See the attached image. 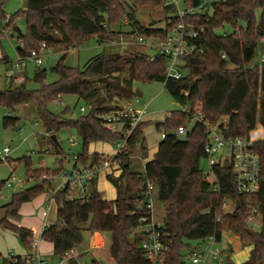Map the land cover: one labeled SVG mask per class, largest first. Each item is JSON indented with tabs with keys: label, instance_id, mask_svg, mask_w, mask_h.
I'll return each instance as SVG.
<instances>
[{
	"label": "trees",
	"instance_id": "1",
	"mask_svg": "<svg viewBox=\"0 0 264 264\" xmlns=\"http://www.w3.org/2000/svg\"><path fill=\"white\" fill-rule=\"evenodd\" d=\"M24 1L26 8L10 17L5 27H9L14 17L24 16L25 33L17 34L22 44V49H17L20 56L28 50L38 51L41 45L47 50L63 52L51 69L57 80L43 84L45 70L37 68L32 81L39 84V88L29 90L26 78L17 86L10 82L8 89L0 91V107L13 111L31 104L45 133L50 136L64 128L75 130L82 143V153L77 155L76 163L83 166L99 164L105 157L97 153L87 156L88 147L95 143L113 145L122 140L121 134L105 130L98 116L118 111L123 104L136 98L132 90L134 82H161L180 107L199 104L203 117L211 124L226 118L227 136L244 138L255 125L264 128V62L257 65L255 61L259 43L264 40V0H226L214 5L210 13L180 21L202 30L197 42L203 53L184 59L185 74L179 80L165 78L164 57L156 56L149 62V56L143 53L125 57L124 53L103 51L82 69L65 66L70 49L92 39L99 45L114 41L125 19L131 28L127 36L134 37L138 32L145 39L163 41L171 28L168 21L174 18H166L163 27H144L136 20V11L137 8L159 6L165 11H174V6H164L162 0ZM193 2L183 0V5ZM2 6L0 0V20L5 19ZM256 11L260 13L258 19ZM225 25L232 28V33L216 35L215 31ZM62 96H75L90 106V110L76 119L66 117L71 112L67 107L59 114L49 112L48 105ZM17 122L18 119L5 117L3 126H15ZM189 122L185 114L176 111L170 112L162 124L156 125L160 134L165 132L167 136L158 143L153 159L144 164L145 175L129 168V157L137 147L141 155L146 153L141 138L147 123L143 121L135 127L127 142V153L120 158V174L106 176L115 189L114 200H105L96 189V183H93L94 191L83 203L69 202L67 193L59 192L56 195V223L40 236L41 240L52 245L53 256L60 260L70 250H81L86 236L99 233L108 239V254L114 264H186L191 244L200 245L211 236L220 243L222 225L226 224L243 247H251L249 258L243 264H264V142L254 146L260 163L257 194H237L227 164L214 168L219 191L209 192L210 185L203 180L200 169L207 138L204 127L194 124L182 139L173 135L178 127ZM61 170L62 165L52 174ZM42 172L26 166V176L32 181ZM145 180L154 186L156 202L163 208L162 230L169 246L162 259L155 262L145 259L139 247L140 239L130 235L142 214L139 203ZM3 187L4 182L0 183V192ZM46 187L35 184L17 192L0 208L6 213L0 227L10 231L26 252L31 231L15 222L21 219V206L43 194ZM224 199L238 202V209L231 214H222L220 208ZM250 200L256 204L257 220L262 226L258 233H250V225L246 223ZM206 210L210 214H204ZM215 215L222 218V224L215 222ZM223 255L224 264H233L229 250L223 251ZM81 256L82 253L78 259ZM3 264L24 263L3 259ZM93 264L101 263L93 261Z\"/></svg>",
	"mask_w": 264,
	"mask_h": 264
},
{
	"label": "rangeland",
	"instance_id": "2",
	"mask_svg": "<svg viewBox=\"0 0 264 264\" xmlns=\"http://www.w3.org/2000/svg\"><path fill=\"white\" fill-rule=\"evenodd\" d=\"M162 1L163 3L176 4L174 11H165L162 9V6L137 8L136 20L140 25L144 27L153 26L155 28L163 27L166 18L175 17L176 11L183 9V0ZM2 2V11L5 19L0 20V55L2 56V59H0V91L8 89L10 82L15 86L19 85L24 81V78L27 80V88L29 90H36L40 85L32 81L33 73L37 69L33 64H27L25 69L10 67V63L15 62L17 59V49L22 47L17 33L13 30L17 28L21 34H24L26 29L25 18L19 15L18 17H14L13 22L8 28L5 26L10 17L24 10L22 8L24 0H2ZM259 15V11H256L255 17L257 19ZM118 31H120V34L114 40L116 42L114 45L103 47L92 39L76 49H70L65 60V66L82 69L91 58L103 51L124 53L125 57H129L133 53H143L148 56L156 54V50L150 48L154 45V41L147 39L145 46H140L136 43L134 37L126 35L131 31L129 25L126 26L122 22V26L118 28ZM231 33L232 28L227 25L215 31V34L218 36ZM62 53L56 50H44L41 52L43 64L39 69L45 70L43 84H50L57 80L56 74L51 69L55 66ZM255 61L257 65L264 62V40L259 43ZM182 73L185 74L184 71ZM132 90L134 93H140L141 97H136L130 102L121 105L122 108L129 105L134 110H141L145 107L146 117L144 122L147 124L143 130L141 143L146 153L145 155H141L139 147H137L136 151L129 157L130 170L135 173H142L143 165L153 159L158 143L161 140L160 132L156 129V122L162 124L165 121L166 113L180 111L181 107L173 101L161 82H134L132 84ZM136 99L138 102H136ZM59 100L71 111L66 116L68 119L78 118L80 116L79 108L86 107V104L75 96H62ZM65 107L51 102L47 109L53 114H59ZM5 117L18 119V122L15 126L4 127L3 119ZM49 136L45 133L36 110L31 104L19 106L13 111L0 107V149L5 147L9 148V153L6 158H0V183L9 181L11 178H14L16 182L22 183L21 187L14 183L11 188H2L0 192V208L5 206L10 201L11 196L17 192L31 188L35 184H43L46 187V183L42 179L43 176L52 174V171L58 169L60 165H62V170L66 172L71 171L74 166V157L82 153V143L76 131L64 128L57 132L54 136L57 139L58 148H55L49 141ZM70 140H73V144H69ZM114 150L115 148L111 144L95 143L88 147L87 156L93 153H99L104 157H109ZM26 166L33 170L40 169L43 172L38 178H34L32 181L26 176ZM200 169L204 172L209 170L208 163L205 159L201 160ZM118 175L119 173H116V176ZM96 187L103 192L106 199H114L116 194L115 189L106 179L105 175L101 174L99 176ZM49 207L50 210L48 209ZM55 212V204L45 202L44 192L35 197L31 202L21 206L19 211L21 219L15 223L20 227L33 228L37 232H40L44 222L52 223L55 221ZM5 214L2 219L5 218ZM154 218L157 222L162 223L163 208L157 202L154 206ZM249 227L252 232L258 233L262 226L260 220H256ZM228 230V226L223 224L222 233L227 234ZM98 235L100 239L96 237L95 233L86 236L87 240H85V243H87V246L85 248L82 247L81 250L79 249L82 256L78 259L77 264H93V261L100 262L101 264H114L108 254L107 237L99 233ZM224 239H230L231 241V248L233 250L232 261L234 264L248 257L249 248L243 247L234 234H231V236L224 235ZM200 246L201 244H191L192 248L190 252L201 249ZM217 247L221 249L222 245L218 244ZM23 249L22 244L10 231L0 227V255L2 258H5L8 252L12 254L22 253L24 252ZM225 249V251H228L229 247ZM190 252L187 254L186 264H190ZM40 253L48 264H69V262L61 261L53 256L52 245L46 241L41 240ZM2 258H0V264H3ZM215 263V261H210V264ZM153 264L164 263L159 262Z\"/></svg>",
	"mask_w": 264,
	"mask_h": 264
},
{
	"label": "built area",
	"instance_id": "3",
	"mask_svg": "<svg viewBox=\"0 0 264 264\" xmlns=\"http://www.w3.org/2000/svg\"><path fill=\"white\" fill-rule=\"evenodd\" d=\"M226 0H194L190 5L184 6L182 10L176 11L174 20H169L171 28L166 33L163 41H154V45L150 48L156 50V54L149 56V62H152L156 56L165 58V78L179 80L183 77L184 59L195 55L202 54L203 48L197 41L199 40L202 30H198L190 23L180 22L186 18L205 15L210 13L212 7ZM164 6H176V4L164 3ZM177 20V21H175ZM123 24L128 26L129 23L125 19ZM134 38L140 46H145L146 40L138 32H135ZM116 44L115 41L105 43L102 46L108 47ZM22 49V47H20ZM47 50L45 45H41L38 51L30 50L24 55L17 56L15 62L10 63L11 68L25 69L27 64H33L39 68L42 64L41 52ZM225 59L224 55H221ZM0 59L2 56L0 55ZM8 62V61H7ZM5 62V63H7ZM10 78V77H9ZM186 95V94H184ZM59 106L65 107L63 102L57 98L53 101ZM136 102L138 100L136 99ZM90 110V106L79 108L80 116L85 115ZM181 113L185 114L190 122L186 126L178 127L173 135L176 138H184L191 130L194 124H199L204 127L207 134L206 143L203 147L204 159L208 163L209 170L202 171L203 180L210 185L211 192H218L217 179L214 173L216 166L229 165L233 175L235 191L240 195H255L259 190V172L260 163L258 156L254 150L257 143L264 142V128L260 125H255L254 128L248 131L247 136L231 137L226 135L228 121L222 118L216 124L208 122L201 113V106L185 105L181 106ZM169 113L165 114L168 117ZM103 121L104 129L112 134H121L122 140L113 144L115 150L109 156L96 165L83 166L76 163L78 157H74V166L70 172L61 170L57 174L43 176V182L47 184L45 189V202L56 204V195L59 192L67 193L66 200L69 202L79 201L83 203L90 194L87 190L89 184L97 182L101 174L116 177V173L120 174V158L127 153V142L135 129V127L143 122L146 117L145 107L141 110H134L129 105L115 112L108 114H100L98 116ZM167 133L160 134L161 139L166 138ZM73 144V140L69 141ZM223 152V153H222ZM9 153V148L0 149V158H6ZM143 175H145V165H143ZM22 186L21 182H16L14 178L4 182V187L11 188L12 184ZM55 184V185H54ZM142 214L138 220V225L130 233L131 236H136L140 239L139 247L144 253L145 259L149 262H155L162 259L164 254L169 250L168 242L165 240L166 235L163 233V224L159 223L154 218V206L156 204V191L154 186L145 180L142 198L140 200ZM230 206V210H229ZM248 214L246 223L252 224L258 219L256 204L253 201H248ZM236 208V202L224 199L221 204L222 214H231ZM204 214H210L206 210ZM215 222L222 224V218L215 215ZM51 224L44 222L40 232L31 230V237L27 240L29 250L22 256H17L8 252L6 260H12L14 263L21 261L24 264H48L40 253L41 234ZM227 234H232L230 230ZM218 242L213 236L207 238L202 244L201 249L191 251L189 253L190 264H210V261H215V264H224L223 251L219 249ZM81 251L73 249L68 251L60 260L72 262L78 261Z\"/></svg>",
	"mask_w": 264,
	"mask_h": 264
},
{
	"label": "crops",
	"instance_id": "4",
	"mask_svg": "<svg viewBox=\"0 0 264 264\" xmlns=\"http://www.w3.org/2000/svg\"><path fill=\"white\" fill-rule=\"evenodd\" d=\"M157 123V125L158 124H161V123H158V122H156ZM97 154H99V153H97ZM96 189H97V187H96ZM98 190V189H97ZM99 192H101V190H98ZM102 194H103V192H101ZM115 196H116V194H115ZM103 197H104V195H103ZM104 199L105 200H108V199H106L105 197H104ZM114 199H115V197H114ZM114 199H110V200H108V201H111V200H114ZM56 206V205H55ZM49 210H50V207L48 208ZM48 210V211H49ZM56 211H57V207H56ZM54 223H56V212H55V221L54 222H52V223H50V224H54ZM23 228H25V227H23ZM25 229H27V230H35V229H33V228H30V229H28L27 227L25 228ZM95 235H96V237H98L99 238V235H98V233H95ZM224 235H227V236H231V234H226V233H222V235H221V242L219 243L220 245H222V248H221V250L222 251H225L226 249V247H229V251L231 252V255H230V261L234 264V262L232 261V253H233V250H232V248H231V241H230V239H224ZM237 237V236H236ZM229 238V237H228ZM238 238V237H237ZM100 239V238H99ZM238 240H239V238H238ZM240 242V241H239ZM247 248H249L248 250H249V253H248V257H246L245 259H243L241 262H239V263H236V264H243V263H245L247 260H248V258H249V254H250V250H251V247H247ZM23 251L24 252H22V253H18V254H15V255H17V256H22V255H24L25 253H26V250L25 249H23Z\"/></svg>",
	"mask_w": 264,
	"mask_h": 264
},
{
	"label": "water",
	"instance_id": "5",
	"mask_svg": "<svg viewBox=\"0 0 264 264\" xmlns=\"http://www.w3.org/2000/svg\"><path fill=\"white\" fill-rule=\"evenodd\" d=\"M22 8H23V9L26 8V2H25V1H24L23 4H22ZM13 31H15L17 34H21L20 30H18L17 28H14ZM135 96H136V97H141V94L138 93V92H135ZM156 125H157V123H156ZM50 140L52 141V143H53L54 145H58V142H57L56 137H55L54 135H51V136H50ZM87 190H88L89 193L93 192V191H94V187H93V185L89 184V185L87 186ZM209 192H210V190H209ZM238 207H239V203L236 202V209H238ZM4 213H5V210L1 209V210H0V221H1V219L3 218ZM249 232L252 233L251 230H250ZM86 246H87V243H84L83 248H85ZM69 264H77V261L73 260V261L70 262Z\"/></svg>",
	"mask_w": 264,
	"mask_h": 264
}]
</instances>
